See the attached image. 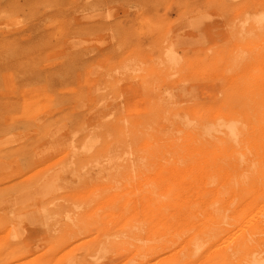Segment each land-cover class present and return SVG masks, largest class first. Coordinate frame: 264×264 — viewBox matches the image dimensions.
Listing matches in <instances>:
<instances>
[{"label": "bare ground", "instance_id": "bare-ground-1", "mask_svg": "<svg viewBox=\"0 0 264 264\" xmlns=\"http://www.w3.org/2000/svg\"><path fill=\"white\" fill-rule=\"evenodd\" d=\"M0 264H264V0H0Z\"/></svg>", "mask_w": 264, "mask_h": 264}]
</instances>
